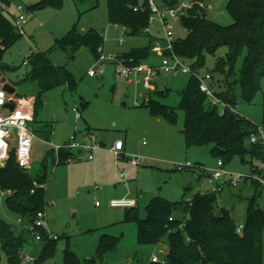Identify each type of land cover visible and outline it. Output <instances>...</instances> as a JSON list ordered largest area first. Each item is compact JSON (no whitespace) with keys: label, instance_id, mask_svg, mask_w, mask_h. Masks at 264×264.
Segmentation results:
<instances>
[{"label":"rangeland","instance_id":"rangeland-1","mask_svg":"<svg viewBox=\"0 0 264 264\" xmlns=\"http://www.w3.org/2000/svg\"><path fill=\"white\" fill-rule=\"evenodd\" d=\"M42 1L11 0L6 6L0 0V7L14 22L15 17L9 9L17 16L15 9L17 4L27 8L28 19L24 25V33L5 49L0 62V78H6L15 87L13 97L24 98L26 107L32 103L34 112L35 101L30 96L37 94L39 86L36 82L24 80L30 69L29 58L32 51L47 54L55 65L66 67L72 72L77 81L74 91L63 85L44 94V103L38 107L36 121L33 118L34 122L31 123L37 135L33 139L29 171L36 176L41 172V160L48 150L54 148L53 155L57 156L56 147L65 146L74 133L83 140L89 131L94 133L98 141L102 140L106 148H110L118 138L126 141V154L138 157L141 164L132 165L114 152L104 155L99 153L100 151H95V159L92 160L89 159L88 153L83 151L77 160L53 166L50 155L48 158L49 205L46 210L51 227L60 238L56 241L53 253L41 261L35 260L43 245L34 236L35 240L30 238L24 251L34 258L32 264H63L66 236L70 234L71 249L81 259V264H90L87 259L95 255L101 234H112L122 235L121 240L117 247L106 253L97 264H151L153 255L163 260L165 254L161 249L168 246L167 239H164L159 247L140 245L137 242L136 225L132 222H124L127 210L111 207L110 200L114 197L115 185H119L118 189L129 186L132 191L130 197L137 200L140 216L144 218L146 205L157 194L174 201L182 197L191 199L196 193H203L213 186L208 182L206 175L209 173V168L217 166L218 158L211 154L209 145L187 148L182 131L185 114L178 108V104L180 93L190 73L178 70L175 73L159 71L156 74L155 89L168 92L165 97H158V100L177 107L178 113L175 124L168 123L164 118L158 120L151 115L147 107L150 97L157 98L155 89H146L142 83L128 82L116 72L115 63L109 60L96 61L87 47H80L75 57L70 58L68 53L58 46V41L71 30L85 32L93 29L104 35V54L118 56L132 48L148 45L149 36L130 35L120 27L110 24L107 0H99L98 3L95 0H62L60 8L48 6L36 11L29 9L30 6ZM155 1L161 4L163 0ZM228 1L207 0L210 17L222 25L233 22L226 7ZM150 30L152 35H163L158 21H155L153 26L150 25ZM186 34V28L179 21H175L176 37H184ZM121 39H123L122 43ZM153 42L154 45L158 39H154ZM227 50V46H222L215 54H208L206 67L203 69L211 72L219 64L220 68L215 72V76L217 79L221 77L222 81L216 80L217 91H224L227 88L223 80L224 75H221V70L224 69L228 74L231 69V64L225 56ZM243 60L244 55H241L235 66L236 73ZM144 61L159 64L161 58L153 54ZM96 65H99L104 72L89 75L88 71ZM141 91H144L146 96L149 93L148 102L145 103L146 105L133 106L135 100L141 102L145 100L146 96L140 95ZM235 92L237 96L235 111L255 125L262 124L264 90L259 91L252 102L243 98L239 85L236 86ZM75 109L80 111V118L77 117ZM46 120L52 121L53 125L49 141L44 139L42 133ZM186 161L199 165L203 176L199 177L192 168L184 171L175 168L177 163ZM97 162H99L98 169L93 171V165ZM225 167L227 170L244 175L252 173L251 163L248 160L243 162L240 157H235L225 164ZM197 171L199 173V169ZM243 182L244 179H241L237 186L225 187L219 195V205L231 209L238 224L245 222L249 198L254 193L259 194L258 205L264 208V187H255L250 179L246 183ZM201 187L203 190L200 189ZM0 215L16 232L24 228L23 223L18 221L20 216L7 207L5 198L0 199ZM0 264H10L2 250L1 242ZM19 264H27V262L24 259Z\"/></svg>","mask_w":264,"mask_h":264},{"label":"trees","instance_id":"trees-1","mask_svg":"<svg viewBox=\"0 0 264 264\" xmlns=\"http://www.w3.org/2000/svg\"><path fill=\"white\" fill-rule=\"evenodd\" d=\"M2 1L7 6L11 0ZM177 1L163 0V3L164 6H172ZM48 6L60 8L62 0H43L29 9L36 11ZM226 7L233 18L229 25H222L210 18L205 7L195 6L182 15L179 22L186 28L187 34L177 37L173 48L181 58L191 63L193 70L201 71L206 67L208 54H215L220 47L227 46L225 56L231 69L228 74L224 69L221 70L227 88L215 92L235 107L237 85L248 102H252L257 93L264 90V0H229ZM107 8L109 23L123 26L130 35L149 36L148 45L120 53L118 58L126 64H138L152 56L153 40L156 37L146 31L152 13L148 0H107ZM21 34L15 22L0 7V62L5 49L15 43ZM104 41V35L100 31L91 29L78 32L74 29L58 41V46L70 58L75 57L80 47H87L98 61V49L103 46ZM241 55H244V60L236 73L235 66ZM29 59L30 69L24 80H31L39 86L34 102L36 121L38 107L43 105L46 92L63 85L74 91L77 81L72 72L66 67L55 65L45 53L32 51ZM219 68L217 64L211 70L216 84V80L222 81L221 77L217 79L215 76ZM167 94L168 92L155 89L157 98L150 97L147 107L152 116L175 124L177 107L158 100V97H165ZM180 95L178 108L185 114L182 131L187 148L209 145L211 154L222 159L224 164L240 157L243 162L248 160L251 163L253 174L260 172L259 164L264 161V147L250 140L256 129L251 120L235 110L227 108L221 113L218 106H212L206 94L201 91L198 78L193 74H190ZM52 126V123L46 121L42 130L44 139L48 141ZM53 151L54 148L45 153L41 160V172L36 176L31 174L30 168L19 166L14 154L4 167H0V185L13 191L6 198L7 207L22 218L24 225L21 231L16 232L0 215L1 247L10 264L23 261L26 245L34 236L28 225L34 222L38 211L48 206L49 156H52L53 166L78 157L74 150L65 147L59 148L57 156L53 155ZM201 170L199 165L192 168L199 177L203 176ZM250 180L255 187L260 186L258 181ZM35 181L38 185H35ZM247 181L248 179L244 180ZM221 192L196 193L191 199L182 197L175 201L157 194L146 205L144 218L140 216L136 206L127 208L124 221L136 225L137 242L140 245L156 246L167 239L169 249L165 258L158 262L151 261V264H263L264 208L258 205L259 194L254 193L249 198L245 222L242 229L238 230L240 224L231 209L219 205ZM182 222L185 225L180 228ZM121 237L122 235L101 234L95 255L87 259L88 263L97 264L106 253L117 247ZM58 239L59 237L42 240L43 246L35 261L49 257ZM63 264H81V259L71 249L69 240L64 250Z\"/></svg>","mask_w":264,"mask_h":264},{"label":"built area","instance_id":"built-area-1","mask_svg":"<svg viewBox=\"0 0 264 264\" xmlns=\"http://www.w3.org/2000/svg\"><path fill=\"white\" fill-rule=\"evenodd\" d=\"M148 2L152 13L149 18L150 24L146 31L151 34L150 25L152 24L153 26L155 21H158L163 31V35L161 36L155 35L158 42L152 46V51L161 58L160 63L153 64L141 62L138 64H126L123 60L119 59L117 55H105L103 46L98 49L100 54L98 60H109V62L115 63V65H117L116 72L119 75L123 76L128 82H135L136 84L142 83L143 87L146 89H155V77L159 71L174 73L178 70L187 71L198 78L200 89L206 94L207 99L212 106H218L221 113H224L227 108L235 110L231 104L216 94V82L214 81L212 73L210 71L193 70L191 63L181 58L173 48V43L177 38L175 35V21H179L182 15L186 14L189 10H192L195 6L206 7L204 0H178L172 6H159L155 0H148ZM15 9L18 13L17 16H15L10 9L9 12L15 17L16 27L23 34L24 25L27 23L28 19L26 15L27 10L22 4H17ZM122 41L123 39H121V43ZM99 72L103 73L104 71L99 65H96L95 68L88 71V74L93 76ZM0 93H2V96H0V100H2V103H0V167H4L12 157V154H14L19 166L30 168L33 139L37 135L31 127L34 118L32 103L30 104L32 108H30V106L26 107V100L24 98H13V95L9 94L2 88L1 82ZM11 99L15 104L14 109L12 110L5 107L7 102ZM148 99L149 97L146 96L143 102L135 100L134 105L141 106L142 104L147 103ZM75 110L77 117L80 118V111L78 109ZM250 140L259 143L264 147V123L256 125V129L251 134ZM62 147L72 150H86L89 158L93 159L94 152L101 148V144L96 139L94 133L89 131L86 133L83 140L78 138L75 133L66 145ZM59 148L60 147L55 148L57 152ZM111 150L120 157L124 150V141L122 139L116 140ZM68 161H71V158H69ZM128 161L135 166L141 164L140 159L136 156H130ZM259 166V173L244 175L240 172L227 170L223 160L218 159L217 166L209 168V173L206 175L208 182L213 184V186L203 193L221 192L225 187L237 186L241 179H254L259 182L260 186L264 187V161L261 162ZM196 167L197 166L191 161L177 163L175 166L177 170L181 171H184L187 168L190 169ZM34 183L35 185H38L36 181ZM200 189L203 190V187ZM12 193V189L4 188L0 185V199H6ZM110 206L115 208H133L137 206V201L128 196L115 197L110 200ZM18 221L22 223L23 220L20 217L18 218ZM184 225L185 223L182 222L180 228ZM242 227L243 225L240 224L238 230H241ZM28 228L36 240L42 241L45 238L50 240L59 237L58 234L54 233L51 229L46 209L37 212L34 222L30 223ZM24 259L27 264H32L34 261V258L30 257L28 254H24L23 260ZM151 261L158 262L160 259L156 255H153Z\"/></svg>","mask_w":264,"mask_h":264},{"label":"crops","instance_id":"crops-1","mask_svg":"<svg viewBox=\"0 0 264 264\" xmlns=\"http://www.w3.org/2000/svg\"><path fill=\"white\" fill-rule=\"evenodd\" d=\"M204 2L206 3V7H205V10L207 11V14H208V16L210 17V14H209V12H208V8H209V3L207 2V0H204ZM159 6H164L165 5V3H163V1H162V3L161 4H158ZM208 5V6H207ZM27 9V8H26ZM211 18V17H210ZM111 24V23H110ZM113 25V24H112ZM115 27H120L125 33H126V29L123 27V26H120V25H114ZM155 54V53H154ZM157 55V54H156ZM143 62H145V61H143ZM145 63H147V62H145ZM7 80V79H6ZM1 81V80H0ZM114 89V88H113ZM140 95H142V96H146L145 94H144V91H141L140 92ZM147 96L149 97V93L147 94ZM34 101H35V96L34 95H32V96H30ZM13 98H15V97H13ZM133 104V106H135L134 105V102L132 103ZM137 107V106H136ZM158 118V120L160 119L159 117H157ZM47 122H50V123H52V121H49V120H46ZM34 122V121H33ZM77 134V133H76ZM82 134H85V133H82ZM77 137H79V135L77 134ZM119 139V138H118ZM118 139H116V140H118ZM100 141V140H99ZM124 141V140H123ZM116 142V141H115ZM114 142V143H115ZM100 144H101V148L100 149H97L96 150V152L98 151H100L99 153H103L104 155L105 154H113V151L111 150L112 148H113V146H114V143L110 146V148H106L105 147V143L101 140L100 142H99ZM127 142L126 141H124V150H123V152H122V154H121V157H124L126 160H128V158L130 157L128 154H126V147H127V144H126ZM83 151H85V152H87L86 150H83V149H77V150H74V152H76L77 154H78V157H79V154H82V152ZM84 152V153H85ZM88 153V152H87ZM88 155V154H87ZM94 155H96V154H94ZM78 157L75 159V160H77L78 159ZM89 157V156H88ZM90 159V158H89ZM95 159V156H94V158L92 159V160H94ZM98 165H99V162H97L95 165H93V171H97V169H98ZM31 168V167H30ZM248 182V181H247ZM244 183V182H243ZM246 183V182H245ZM118 186L119 185H115V187H116V190H115V193L113 194V198H115V197H123V196H128V197H130L131 196V190L129 189V186H127V188H122V189H118ZM48 188H49V186H48ZM96 188H98V186H96ZM132 198V197H131ZM137 201V200H136ZM47 202H48V205H49V197H48V194H47ZM50 205H54L53 203H50ZM137 205H138V202H137ZM113 208H115V207H113ZM138 208V207H137ZM123 209H125V210H128L127 208H123ZM125 222V221H124ZM50 226H51V224H50ZM51 229H52V227H51ZM52 231L54 232V230L52 229ZM55 233V232H54ZM56 234H58V233H56ZM123 234V233H122ZM59 235V234H58ZM69 236V237H68ZM68 236H66L67 237V240H69V243H70V240H71V236H70V234L68 235ZM59 238H60V235H59ZM32 240L34 241L35 239L32 237ZM42 242V241H41ZM67 244V243H66ZM33 245V244H32ZM42 245H43V242H42ZM98 245V244H97ZM159 246H160V244H158ZM158 245H156V247L158 246ZM158 246V247H159ZM70 247H71V245H70ZM97 248V247H96ZM168 249H169V246H164L163 247V249H161V251L163 250V253L166 255L167 254V252H168ZM41 251V250H40ZM95 252H96V250H95ZM27 254V253H26Z\"/></svg>","mask_w":264,"mask_h":264},{"label":"water","instance_id":"water-1","mask_svg":"<svg viewBox=\"0 0 264 264\" xmlns=\"http://www.w3.org/2000/svg\"><path fill=\"white\" fill-rule=\"evenodd\" d=\"M0 82L2 84V88L5 91H7L9 94L13 95L15 93V87L11 83H9L6 80V78L1 79ZM14 106H15V104H14L13 100L11 99L10 101L7 102L5 107L9 108L10 110H12V109H14Z\"/></svg>","mask_w":264,"mask_h":264},{"label":"clouds","instance_id":"clouds-1","mask_svg":"<svg viewBox=\"0 0 264 264\" xmlns=\"http://www.w3.org/2000/svg\"><path fill=\"white\" fill-rule=\"evenodd\" d=\"M0 96H2V93H0ZM0 103H2V100H0Z\"/></svg>","mask_w":264,"mask_h":264}]
</instances>
